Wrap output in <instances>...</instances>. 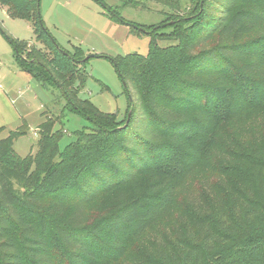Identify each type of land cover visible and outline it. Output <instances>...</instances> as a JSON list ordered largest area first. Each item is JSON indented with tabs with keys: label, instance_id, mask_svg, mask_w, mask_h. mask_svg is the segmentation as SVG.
Instances as JSON below:
<instances>
[{
	"label": "trees",
	"instance_id": "trees-1",
	"mask_svg": "<svg viewBox=\"0 0 264 264\" xmlns=\"http://www.w3.org/2000/svg\"><path fill=\"white\" fill-rule=\"evenodd\" d=\"M120 1L163 16L145 30L107 9L149 36L113 59L121 119L79 97L83 50L57 44L40 0H0L44 47L9 39L17 67L91 123L60 149L46 118L23 157L25 130L0 138V264H264V0Z\"/></svg>",
	"mask_w": 264,
	"mask_h": 264
},
{
	"label": "rangeland",
	"instance_id": "rangeland-1",
	"mask_svg": "<svg viewBox=\"0 0 264 264\" xmlns=\"http://www.w3.org/2000/svg\"><path fill=\"white\" fill-rule=\"evenodd\" d=\"M181 1L183 8L187 0ZM107 9L145 30L155 28L163 19L162 8L156 4L142 8L123 4L120 0H40L41 18L57 44L70 53L82 49L84 58L94 55L85 63L88 77L79 97L89 99L103 112L116 113L121 119L126 114L130 96L113 59L130 53L147 54L149 36L131 33L130 26L112 20ZM9 39L22 40L44 49L35 40L32 23L9 16L0 5V127H4L0 138L11 130L23 129L25 133L13 142L14 151L21 157L34 153L38 126L50 118L55 122V129L61 127L66 131L59 141L62 149L74 139L73 131L88 128L91 123L65 109L66 99L58 87L44 89L17 67ZM167 44L159 41L161 46Z\"/></svg>",
	"mask_w": 264,
	"mask_h": 264
},
{
	"label": "water",
	"instance_id": "water-1",
	"mask_svg": "<svg viewBox=\"0 0 264 264\" xmlns=\"http://www.w3.org/2000/svg\"><path fill=\"white\" fill-rule=\"evenodd\" d=\"M92 56H94V55H90V56H88V57H85V58L82 59V61H85V60L89 59V58L92 57ZM128 118H129V114H128Z\"/></svg>",
	"mask_w": 264,
	"mask_h": 264
}]
</instances>
